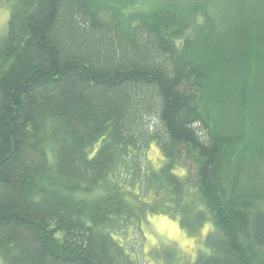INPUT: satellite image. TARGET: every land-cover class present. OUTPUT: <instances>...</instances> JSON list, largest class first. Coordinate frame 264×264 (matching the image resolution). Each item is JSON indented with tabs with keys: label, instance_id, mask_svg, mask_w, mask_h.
Instances as JSON below:
<instances>
[{
	"label": "trees",
	"instance_id": "16d2710c",
	"mask_svg": "<svg viewBox=\"0 0 264 264\" xmlns=\"http://www.w3.org/2000/svg\"><path fill=\"white\" fill-rule=\"evenodd\" d=\"M9 2L0 264H133L110 235L130 189L189 227L203 203L217 233L195 264H264V0ZM150 144L168 163L145 174Z\"/></svg>",
	"mask_w": 264,
	"mask_h": 264
},
{
	"label": "clouds",
	"instance_id": "9594fccd",
	"mask_svg": "<svg viewBox=\"0 0 264 264\" xmlns=\"http://www.w3.org/2000/svg\"><path fill=\"white\" fill-rule=\"evenodd\" d=\"M12 11L9 0H0V37H5L9 31ZM146 161L142 169L145 174L149 173V170L158 172L168 163V158L154 145L147 150ZM170 171L177 177L186 175V169L179 163ZM130 190L138 195V200L127 198L135 214L120 219L116 223V231L110 235L133 264H166L162 257L156 255L165 250L173 253L174 264H195L200 254H211L212 248L207 244V237L217 233V225L211 214L206 212L203 203L194 205L188 219L191 221L198 212H203L204 217L199 224L189 227V224L184 222V212L177 209L172 196L169 195V198L164 199L163 203L155 208L145 207L141 212V203L152 205L166 194L161 192L158 196L150 189L145 195L139 196L137 189ZM102 194V189L97 188L88 198ZM73 195L77 199L85 197L84 193ZM191 200L192 196L189 195L184 198L183 203L188 204ZM60 236L61 233H57V237ZM137 248L140 249L139 255Z\"/></svg>",
	"mask_w": 264,
	"mask_h": 264
},
{
	"label": "rangeland",
	"instance_id": "374dc122",
	"mask_svg": "<svg viewBox=\"0 0 264 264\" xmlns=\"http://www.w3.org/2000/svg\"><path fill=\"white\" fill-rule=\"evenodd\" d=\"M144 1H145V3H146L147 0H144ZM154 145H155V144H150V145H149V148H150L151 146H154ZM155 146H156V145H155ZM149 148H148V149H149ZM148 149H147V150H148ZM158 150H159V149H158ZM146 152H147V151H146ZM145 156H146V153H145ZM136 251H137V254L139 255V254H140V249L137 248Z\"/></svg>",
	"mask_w": 264,
	"mask_h": 264
}]
</instances>
